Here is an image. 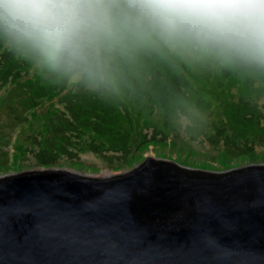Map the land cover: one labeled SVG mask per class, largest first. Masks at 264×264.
<instances>
[{"label":"water","instance_id":"1","mask_svg":"<svg viewBox=\"0 0 264 264\" xmlns=\"http://www.w3.org/2000/svg\"><path fill=\"white\" fill-rule=\"evenodd\" d=\"M225 174L150 159L0 179V264H264V166Z\"/></svg>","mask_w":264,"mask_h":264},{"label":"trees","instance_id":"2","mask_svg":"<svg viewBox=\"0 0 264 264\" xmlns=\"http://www.w3.org/2000/svg\"><path fill=\"white\" fill-rule=\"evenodd\" d=\"M114 68V81L75 80L0 34V112L32 125L29 115L48 107L27 150L39 166L74 163L83 152L128 164L170 141L202 144L226 161L264 157V68L163 48L118 58Z\"/></svg>","mask_w":264,"mask_h":264},{"label":"clouds","instance_id":"3","mask_svg":"<svg viewBox=\"0 0 264 264\" xmlns=\"http://www.w3.org/2000/svg\"><path fill=\"white\" fill-rule=\"evenodd\" d=\"M0 34L98 84L145 49L264 68V0H0Z\"/></svg>","mask_w":264,"mask_h":264},{"label":"rangeland","instance_id":"4","mask_svg":"<svg viewBox=\"0 0 264 264\" xmlns=\"http://www.w3.org/2000/svg\"><path fill=\"white\" fill-rule=\"evenodd\" d=\"M47 108L29 115L32 125L29 123L21 125L7 112H0V179L27 172L61 170L88 179L108 180L124 176L140 168L141 165H145L150 159L175 163L187 171H203L212 174H229L235 169L244 170L252 166H264L262 155L257 158L248 156L226 161L215 150L202 144L194 143L185 146L170 141L167 144L151 146L144 151L137 152L128 164L115 162L111 165L104 157L83 152L77 162L62 160L56 167L43 168L38 165L33 154L27 150L35 148L32 144L34 141L32 137L47 122Z\"/></svg>","mask_w":264,"mask_h":264},{"label":"snow or ice","instance_id":"5","mask_svg":"<svg viewBox=\"0 0 264 264\" xmlns=\"http://www.w3.org/2000/svg\"><path fill=\"white\" fill-rule=\"evenodd\" d=\"M116 195H122V194H116Z\"/></svg>","mask_w":264,"mask_h":264}]
</instances>
